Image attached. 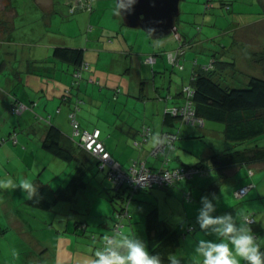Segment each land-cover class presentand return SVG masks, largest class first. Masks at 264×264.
I'll use <instances>...</instances> for the list:
<instances>
[{
  "label": "rangeland",
  "instance_id": "obj_1",
  "mask_svg": "<svg viewBox=\"0 0 264 264\" xmlns=\"http://www.w3.org/2000/svg\"><path fill=\"white\" fill-rule=\"evenodd\" d=\"M3 1L1 0L0 4L1 2L3 4ZM68 1L71 2V0H56V17L51 18L43 8V5L46 6L44 0H13V6L19 13L17 16H14L13 22L15 27L12 30L6 28L0 32V36L3 39L12 38L14 42L0 43V58L9 59L10 56H13V61H15L21 51H27L28 49L30 51L28 54L32 57V61L26 64L27 69L22 72L23 74L21 76L11 71L0 72L3 76V78H0V122L3 124L0 125V177L11 175L17 180L29 179L31 181V179H34L32 178L33 175L28 177L25 173L15 171V167L23 168L24 165L27 167L26 162H28L34 168L35 161L25 156L21 157L14 152L5 151V148L8 142L11 144L17 143L18 140L15 141L13 137L15 132H17V136L18 134L20 136L27 134L34 139L38 134H41V130H43L47 123L40 119L37 113L41 116L43 115L42 117L46 120L49 119V114L53 115L54 109L44 110L43 103L47 101L51 104L50 99H55L61 93V89L56 87L57 84L62 83L64 86L67 85L68 88L73 87L77 91V82L74 83V81L79 80V83L81 82L79 91L83 94L84 100L87 102V99L93 96L95 100L92 101L91 105L88 103L90 105L89 115H86V113L83 114L86 102L80 111V114L87 119V123H96L97 121L115 129L114 126L116 125L114 123L118 119V123L121 122V119L124 120L126 118L135 119L136 121L137 115L140 123L142 124L143 122L141 111L138 114L137 111H132L131 109L123 111L120 104H118V98L114 96L116 90L120 88L121 93L119 92L118 95L122 97V92L126 87L129 84L133 86L137 82V79L132 77L133 82L130 81L129 83L128 80L130 79L127 76L124 78L126 80H123L121 75L118 74V70H124L128 63L132 65V59L133 61L137 59L134 53L135 51L139 53L140 57L145 56L144 59L146 61L149 54H142L143 51L138 50L143 45L145 48L150 49H152V46L147 45L138 37L137 43L133 47L128 45L127 40L124 41L126 46L123 47V50L126 51L122 55H108L103 51L102 56L98 57V54L93 55V50H86L89 53L87 61L90 67L84 70V75L81 78L75 76L73 65L53 56L54 47L81 46V48H87L89 46L88 44L93 46L97 44V42L92 41L94 40L91 37L93 31L97 36L108 32V30L120 31L123 34L124 32L126 33V29L129 32H136L140 29L126 27L127 25L124 24L125 22L121 14L119 15L115 11L117 8L116 0H92V9L80 5L78 7L75 6V11L71 10L73 4H69ZM205 1L181 0L180 16L176 27L180 29L183 35V31H185L191 39H200L201 35L206 33L207 35L214 36L215 42L213 43L217 42L216 44L220 45L225 41L231 48V52L234 54L237 53L240 56L241 65L247 69L241 75L242 80H248L249 76L264 77V51L259 56H253L257 58L256 61H251L246 56L248 51L244 49L247 40H243V38H249L255 45L256 43L251 40L253 39L251 37H254V34L256 35L258 33L259 37L257 41L262 43L263 47L264 21L260 24L257 33L255 26L251 29L244 22L252 20L253 18H255L254 21L256 18H259L260 21L264 19V0H226L232 3V10L230 11L224 10L221 6V1L223 0H216L215 7L211 9H206V5L203 4ZM25 7L27 9H20ZM4 18L8 19V17L0 13V19ZM199 24L203 25V29L205 28L204 31L203 29L200 31L197 29ZM145 33L147 32L145 31ZM122 37H124V34ZM164 38H173V33ZM104 40L110 43L111 38L104 37ZM96 48L102 50L103 45L100 46L98 44ZM20 57L21 54H19ZM36 57H41L43 59L42 62L34 61ZM56 61L57 70L55 71H45L35 67V65L55 66ZM112 69L116 72V75ZM109 70L112 71L113 76L108 77ZM175 72L178 73V70ZM86 73H89V77H86ZM96 73L100 76H96ZM11 74L15 82L12 79L14 84L5 86L7 75L10 76ZM125 74L122 73L123 76ZM127 75L131 76V73ZM91 78L95 80H90ZM242 83L243 81H241L240 85ZM65 89L66 87L63 90ZM133 89H138V87L133 86ZM42 90L49 91L48 97H45L44 91ZM93 92L95 94L99 93V97L94 96ZM131 94L136 95L134 92ZM15 98L20 100L19 102L21 104H19V107L25 105V108L12 112L10 107L15 104ZM35 100L39 104L35 108H31ZM133 100L138 101L137 98ZM26 105L29 106V109L24 111L27 108ZM5 119L7 120V125L4 126ZM211 123L217 125L215 127L220 129L219 123ZM27 124H30V126H27ZM187 127L188 125H184V128L179 132L180 139L178 140L181 144V146L179 145L181 150L185 149L191 157L187 156L189 161L186 162L192 164L203 159L205 165L212 168L209 158L203 154L204 144L211 146L216 144L215 142L218 140L221 141L217 135L219 133L218 130H215L212 136L203 134L200 130L196 135L187 136L190 134L185 130ZM28 128H30L29 132ZM92 128L94 126H89L87 129L91 130ZM182 138L188 142L186 145L181 142ZM257 142L264 145V135L260 136ZM244 145L248 144H243L241 147ZM239 146H231L227 149L240 148ZM193 150L196 152L194 155H197L195 157L192 156ZM46 153H48V158L45 159L44 167L37 171L35 169L34 174L36 176L40 175L39 178L41 180L50 182L53 187L66 184V178L72 176L74 172L75 162H67L56 156H51L49 152ZM88 165L89 168L82 177L86 183L85 187H80L72 200H61L49 210L31 206L20 188L11 191L0 190V264H37L40 261H43V264H91L93 259L91 250L96 247H101L104 238L114 233L111 229V224L115 222L116 209L123 205L122 197H125L128 192L125 187H122L120 189L121 195H119L116 186L106 177L105 172L98 170L93 160ZM263 166L264 163L258 166H251L256 169L257 184L256 188L246 198L239 199L234 196V188H236L234 186L236 184L229 177L220 183L215 181L210 186H204L206 190L205 195L215 192L221 197L217 215L230 212L234 217L236 216L239 220H243L246 216L253 214L256 217L257 223L254 225L249 224L251 229L259 228L258 224L260 223L262 225L261 227L264 228ZM211 170L214 173V169ZM199 177L197 176L196 179ZM189 180L193 181L195 179ZM179 188L182 190V187ZM196 195L197 193L194 191V200L190 202L186 201L183 195L179 197V201L173 198L167 200L163 194L159 198H155L154 189H142L135 194L130 206L133 213L132 221L129 223L125 221V225L120 233L129 235L137 234L148 246L145 216L150 211V208L155 207L157 204L161 205L166 215L180 217L185 221L186 225L189 224L188 226L193 225L195 227L193 231L187 232L186 237H194L198 232L204 233L196 223L197 210L187 213L185 209L186 207L189 211V206L195 203L200 204L201 197L199 194L197 197ZM172 204L178 207L175 213L172 212ZM21 214H25L26 219L31 221L34 228L32 237L43 239L45 246L49 247L51 256L47 255L46 259H43L40 254L31 253L25 256V253L21 252L23 249H19L18 244L15 242V237H21V235L15 227V222H13L14 219L20 218ZM80 222H87L89 224L87 231L82 226H78ZM258 233L260 235L257 242H259L261 250L264 251V234L263 232ZM92 234L96 235V238L92 237ZM213 238L203 235L199 239ZM185 240L186 238L183 237L182 245L174 252L177 256L187 257L190 254L187 248L193 243L191 242L192 239L189 240L190 242L187 245L184 244ZM27 245L29 248L32 246L31 243H27ZM241 264H244V262L241 261Z\"/></svg>",
  "mask_w": 264,
  "mask_h": 264
},
{
  "label": "crops",
  "instance_id": "obj_2",
  "mask_svg": "<svg viewBox=\"0 0 264 264\" xmlns=\"http://www.w3.org/2000/svg\"><path fill=\"white\" fill-rule=\"evenodd\" d=\"M44 3L46 4V6L43 5L44 6L43 8L46 10V14L48 16H50L51 18L56 17L55 16L56 3H57L56 0H44ZM20 9H27V7L20 8ZM31 9H33V8H31ZM0 13H2L3 16L8 17V19H5V18L0 19V32L4 31L6 28L8 30L14 29V27H15L14 22H13L14 16L15 15L17 16L19 13H18L17 9H15V7L13 6V0H4L3 4L1 2ZM254 19L255 18H253L252 20H249L247 22H244V24L251 27V29H253L255 26V28H256L255 31L257 33V30H258L260 24L264 21V19L262 21H260L259 18H256L255 21H254ZM126 27L130 28V29H140V30L136 31V32H131V31L129 32V30L126 29V33L129 32V34L126 35V33L124 32L123 33L124 37H122L123 34L120 31L108 30V32H104L102 35H97V36L93 31L91 37H93L94 40H92V41L97 42V44L95 46L88 44L89 46L87 48H84L85 49L84 58H85V61H87V57H88L89 53L86 52V50H93V55L98 54V57L102 56L103 51L108 55L109 54L110 55H112V54L122 55L126 51V50H123V47L126 46L124 41L127 40L128 45L130 47H133V45H135L137 43L138 37H140L142 39V41L144 43H146L147 45L152 46V49H150V48H145V46L143 45L139 48L140 50H138V51H143L142 54L144 53L145 55L155 54L157 57L156 60H154L153 62L145 61V59H144L145 56L140 57L139 53L137 51H135L134 53L136 54L137 59L135 61H133V59H132V65H129V63H128L124 70H118V74L121 75L123 80H126V79H124V78H126V76H127V78L130 79V80H128L129 83H130V81L133 82L132 77L136 78L137 82L133 86L138 87V89H133V86H131V84H129L126 87V89L122 92V97H119V95L117 93H115V96H114L115 98H118V104H120L121 109L123 111L131 109L132 111L133 110L137 111V114L141 111L142 112L141 116L143 118L142 124L139 121L138 115L136 116V121H135V119L126 118L124 120L121 119V122L118 123V121H119V119H118L114 123L116 125V126H114L115 129H112L110 126L104 125V123L97 122V121H96V123H87V119L80 114V111L83 108V104L86 102L84 100L85 98H84L83 94H81V92L79 91L81 82L79 84H77V87H78L77 91H75L73 87L68 88L67 85L64 86L62 83L57 84L56 87H59L61 89V93L58 94V97L55 98L56 100L50 99L51 104L48 103L47 101H44V103H43L44 110L47 111L50 108L54 109L53 115L49 114L48 115L49 119L46 120L42 117L43 115L41 116L40 114L37 113V115L40 117V119L44 120L47 123L45 125V127L43 128V130H41V134L40 135L38 134L35 139L32 138L31 136L27 135V134L21 135V136L18 134L17 143L16 144L12 143L13 144L12 145L10 142L7 141L8 143L6 144V148H5V151L14 152V153L20 155L21 157L25 156V157L31 158V159H33V161H35L34 168H33V165H29L28 162H26L27 167H25V165L23 168L15 167V171H18L20 173H25V175H27L28 177L30 175H33L32 178H34L35 180L31 179V181L35 182L38 185V187L44 183L50 184V182H44L43 180H41V178H39L40 175L36 176L34 174V171H35V169L37 171V170L43 168L45 165V159L48 158L47 157L48 153H46L47 151L43 148L42 142H43L44 136L47 133L48 128L51 124L57 125L62 130V132L64 133V142L66 144H76V145L80 146V148H83L79 144L80 143V137H79V135L74 134L73 127H72V125L69 121V117H68V113L70 111L71 104L73 103V101L77 100V98L83 99V101H84L81 109L78 112V117H79V120L81 123L82 130H84V129L90 130V129H87L89 126H94V128H92L91 130H93L95 128H99L101 130L102 140L105 142L108 149L111 151V153H112L113 157L116 159L117 163L123 167H126V166L130 165L131 163H133V160H139V161H146V164L152 168H154V167H160L161 168L165 164V162L167 161V160H164L165 159L164 155H159L158 157H154L151 155V149L156 144V142L158 140L159 133L162 131L180 132L184 128V125H188V127L185 128V130L187 132H189L190 134H188L187 136L196 135V133L199 132V130L203 134H208V135L212 136L213 132L215 130H218L219 133L217 135L219 136L221 141L218 140L217 142H215L216 144H213L211 146H207L204 144L205 148H204L203 154L206 155L208 158L210 157V155L215 150H222L225 147L229 146L230 142L228 143V141L225 138V124L223 122L204 120V121H202V123L192 124V123H182L179 120H175V124L170 125V124L166 123V121H165V113H166L168 107L180 103L181 100L179 97H177L176 92H177L178 88L181 87L182 84L190 81L191 73L193 70V62H192L193 58L197 57L199 60V63L203 65V64H206L210 61L213 54H216L217 56H219V59L221 61H223V64L220 66L221 67L220 73L218 74L220 77H222L223 75H226V72L230 73V66H227L228 64H226V62H230V63L234 64V66H236V68H237V72H240L241 75L243 72H246L247 69L241 65L240 56L237 53L234 54L233 52H231L232 51L231 48L226 44L225 41H224L225 43L222 42L220 45L216 44L217 42L213 43V42H215L213 35L210 36V35H207L206 33L203 35L200 34L201 35L200 39H191L188 36L187 39H189L191 42H193L192 45L190 44V47L188 48V51H187V53H188L187 58L188 59L185 61V68L183 70H178V73H176L175 72L176 70L175 71L172 70V66L170 65V63L168 61V57L166 55V52L181 44L182 40H179V38L177 37L179 34L177 35L176 33H173V38H164V37L154 38V37L150 36V34L145 33V31L141 28H132L129 26H126ZM183 27L187 28L186 26H183ZM243 27H245V26H243ZM204 29H203V31H204ZM8 30H6V31H8ZM141 30H143L144 32ZM183 32L185 33L186 36L188 35V34H186L185 31H183ZM104 37H110L111 38L110 43H108L106 40H104ZM258 37H259V34L257 33L256 35L254 34V37H251L253 39L250 38L254 43H256L255 45L249 40V38H243V40H247V44L245 45L244 49H245V51H248L246 56L249 57L251 61H256L257 58H255V57L259 56L264 51V45L262 47V43H259L257 41ZM150 38H152L151 41H150ZM2 42L14 43L12 38H9V39L4 38L3 39V37L0 36V43H2ZM25 44H27V43L25 42ZM98 44L100 46L103 45L102 50H99V48H96V46ZM29 52H30L29 49L27 51L26 50L21 51V53H19V54H21V57L19 58V54H18L15 61H13V56H10L9 59L0 58V72L11 71L12 73L20 74V76H21L23 74L22 72H24L27 69L26 64L28 62L32 61V57L28 54ZM9 54H11V53H9ZM202 55H204V56H202ZM253 56H255V57H253ZM34 59H35L34 61H39V62H42V60H43L41 57H36ZM204 59H206V60H204ZM69 64H71V63H69ZM71 65H73V64H71ZM56 66H57V61L55 63V66H38V65L36 66L35 65V67L41 68V70H45V71H51V70L55 71V70H57ZM74 71H75V66H74ZM112 71L116 75V72L113 69H112ZM112 71L111 70L108 71V77L113 76ZM122 73H126V74L123 76ZM129 73H131V76L127 75ZM83 75H84V73H83ZM85 75H86V77H89V73H86ZM96 76H100V75H98L96 73ZM0 78H3L2 74H0ZM12 79L14 80V77L12 74L10 76L7 75V78L5 79V86L13 85L15 80L13 82ZM92 79L93 78H91L90 80H92ZM93 80H95V79H93ZM174 85L176 86L175 88H174ZM64 87H66L65 90H63ZM48 88H49V85H48ZM68 89H70V93H68L67 97L65 96L63 98V95L66 93V90H68ZM42 91H44L45 97H48L49 91H46V90H42ZM120 91H121V89H120ZM54 92H56V90H54ZM132 92L136 93V95L131 94ZM93 95L99 97V93L95 94L93 92ZM136 98L138 99L137 102L133 100ZM15 99H17V98H15ZM94 100L95 99L93 98V96H91V98L87 99L86 105L84 104L85 107L83 109V112H84L83 114L86 113V115L87 114L89 115L90 105H91L92 101H94ZM17 101L19 102L20 100L17 99ZM35 101L33 102L31 108H35L39 104V102L37 100H35ZM58 108L60 109L59 112H57ZM10 109L12 110L11 107H10ZM27 109H29V106H27V108L24 111H26ZM6 121L7 120L5 119L4 126L7 125ZM211 122L219 123L220 129L215 127L217 125H215ZM8 123H9V121H8ZM145 123L152 126L153 133H152L149 141L144 143L142 145V147H141V145L137 146V145H135L134 140L140 138V129L142 128V126ZM0 125H3L2 122H0ZM27 126H30V124H27ZM196 126H198V127H196ZM29 131H30V128H28V132ZM181 142L184 143V145H186V143H188L187 141H184L183 138H182ZM179 145L181 146L179 141H177L176 149L173 150L172 152H170V154H169L168 158H169V164L170 165H179V164H189L190 163V162H188V163L186 162V161H189L187 159V156L190 157L188 152L185 149L181 150V147ZM195 153L196 152L193 150L192 156H194V157L197 156V155H194ZM50 155L54 156L51 153H50ZM78 158H79V160L75 159L73 161V162H75L74 172H73L72 176H69V178H66V180H67V182H65L66 184L74 176L76 170L78 169V167H80V165H82L81 166V169H83L82 171H84V173H86L88 168H89L88 164L92 160L95 161V159L92 157V155H90L87 151H84V150L82 151V149H79V148H78ZM196 163H198V161L194 162L192 164H189V165H193ZM261 164H263V162L253 164V165L258 166ZM251 166L252 165L235 166V167H231V168L226 169L224 172L225 176L222 179V181L225 180L227 177H229V179H233L232 181H234V183L236 184L234 186V187H236V188H234V196L239 198V199L240 198H246L249 194H251V191H253L256 188V184H257L256 183V177H257L256 169L254 167H251ZM208 168H209V166H208ZM211 169L209 170L210 172L208 175H202V176L197 175L200 177L198 179H196L197 176H195L194 178H192V179H195L193 181H190V180L181 181V182H178V183L172 185L170 188H155L156 190L154 189V197L159 198L163 194L166 196L167 200L173 198V199H177L179 201V199H180L179 197H181L183 195V198H184L187 193H191V195L193 197L194 191L197 193L196 197L198 196V194L201 197V196L205 195V192H206L204 186H210V184H213L219 178L218 172H216L214 170V173H212ZM263 169H264V166H263ZM209 178H211V179H209ZM66 184H60L59 186H64ZM59 186H57V187H59ZM242 186H250V187H249L248 192L243 197H239L236 195V191ZM179 187H182V190ZM195 187H196V189H195ZM193 200H194V198H193ZM155 206L158 208L160 217L166 223H168V225H170L173 228H178L181 231L187 230V227H189L188 226L189 224L186 225L184 220L180 221L177 219V217H174L173 215L172 216H170L169 214L166 215L164 213V211L162 210L161 205H159V204H157ZM172 206H173L172 212L175 213L176 209L178 207L175 204H172L171 208H172ZM199 206H200V204L195 203V204L189 206V211H188V208L185 207V209L188 213L190 211H196L199 208ZM17 221H18V223H17ZM13 222H15V227H16L18 233L21 235V237L20 236H17V238L15 237V242H16V244H18L19 249H23V251H21V252L22 253L24 252L25 256H28L31 253L32 254H35V253L40 254L41 258H43V259H46L47 255L51 256V252L49 251V247L45 246L44 240L43 239H36V238L32 237V235H33L32 231L34 228L31 224V221H29V219H26L25 214H21L20 218L14 219ZM112 224H111V226H112ZM86 228H88L87 225H86ZM258 229L259 228H254L252 230L253 233L256 234L257 233L256 231ZM203 235H206V234L202 233V232H198L195 234L194 237H188V236L186 237L185 236L186 240L184 241V244L187 245L188 242H190L189 241L190 239H192L191 242L195 243V241ZM208 237H210V236H208ZM27 243H31V245H32L31 248H29ZM193 243H191L190 246L187 248V250H189L190 253H192V250H193V247H192ZM42 262L43 261H40L37 264H43ZM28 264H34V263H28Z\"/></svg>",
  "mask_w": 264,
  "mask_h": 264
},
{
  "label": "trees",
  "instance_id": "obj_3",
  "mask_svg": "<svg viewBox=\"0 0 264 264\" xmlns=\"http://www.w3.org/2000/svg\"><path fill=\"white\" fill-rule=\"evenodd\" d=\"M215 2L216 0H206L203 4L206 5V9H211L215 7ZM69 4H73L71 7L74 6L78 7L82 5L79 2V0H71ZM231 4H232L231 2L226 0L221 1V6L223 7L224 10L227 11L232 10ZM92 8H93V3H91V9ZM177 24H178V20H177ZM197 29L199 31L202 30L203 25L199 24L197 26ZM177 32L179 34L177 37L179 38V40H182L181 44L166 52L168 61L172 66L173 71L183 70L185 68V61L188 59L187 51L188 48L190 47V44L192 45L193 43L189 39H187L188 35L186 36L185 33L183 35V33L180 31L179 28H177ZM177 49L182 50V52L179 53L176 56L175 60L173 61L172 59H170L169 53L176 51ZM84 55H85V49L81 48V46L80 47L56 46L54 47L53 50L54 57L73 64L75 66L74 73H76L77 71H81L82 76L84 70L90 67L89 63L85 61ZM152 55L156 60L157 58L156 55L155 54ZM192 62H193V70L191 73L190 81L182 84L181 87L178 88L176 92L177 97H179L181 101L180 103L172 105L167 108V111L165 113V121L170 125H174L175 120H179L182 123H188L183 121L182 116L180 114H174L172 112L173 108H180L186 102L185 100L186 96L184 91H185V87L188 86L192 90L190 100L192 101V104L194 106L196 116L201 118L202 121L211 120V121L223 122L225 124V138L228 141V143L230 142L231 144V145L229 144L228 147L231 146L237 147L238 145H240L239 146L240 148H234V149L231 148L232 150H228L227 149L228 147H225L222 150H215L210 155L209 160L211 162V167L216 172H218L219 178L217 180V183H220L225 176L224 173L225 170L228 168L241 166V165L248 166L262 162L264 163V145L257 142L258 138L264 135V77L249 76L248 80H242L243 78L241 77V73L237 72L236 66H234V64L230 62H226V64H228L227 66H230V73L226 72V75L220 77L218 74L220 73V69H221L220 66L223 64V61H221L219 59V56H217L216 54H213L210 61L206 64L203 65L200 64L197 57L193 58ZM87 64L88 67H86ZM241 81H243L242 85H240ZM119 92L120 89L116 90L117 94ZM65 96L66 97L68 96L67 92L63 95V98ZM14 101L17 100L15 99ZM83 102L84 101L81 102V107ZM17 103L19 102L18 101L15 102V104ZM59 111L60 109L58 108L57 112ZM68 117H69V113H68ZM69 121H70V117H69ZM80 127H81V123H80ZM146 128H150V134L145 139L146 136L144 135V131ZM95 129H99V128H95ZM163 132L165 131L159 133L158 140L151 149L152 156L158 157L159 155H164V157L167 160L166 165L169 168H174L176 166H181L185 168L194 166V167L207 169L208 171L211 169L210 167L208 168V166L205 165L203 159L193 165L169 164V158H168L169 154L170 152L176 149V143L180 138L179 132L177 131H168L178 134L177 139L174 141V146L169 147L165 152H157V154H154L153 150L156 149L160 141L161 134ZM152 133H153L152 126L145 123L140 129V138L134 140L135 145L137 146L141 145L142 147L144 143L149 141ZM100 139L102 140L101 130H100ZM136 141H139V144H136ZM102 142L108 149L105 142L103 140ZM243 144H248V145H244L243 147H241V145ZM42 146L47 152L67 162H73L75 159L79 160L78 148L82 149V151L83 150L87 151L95 159V161L93 160V162L94 165L98 168V170L105 172L106 177L116 186V188L119 191V195H121L120 189L122 187H125V189H127L128 192L127 195L125 197L121 196L123 200V205H121L119 208L116 209L115 221L118 220L117 213L124 211L125 209H128L129 213L131 214V218L130 217L122 218L121 222L123 225L119 229H116L115 224H112L111 229L113 230L114 233L110 234L109 236L117 235L120 232H122V228L125 225V221L128 223L132 221L131 219L133 218V213L130 206L134 200L135 194L138 191L142 189L148 190L155 188H170L172 186V185L164 186V187H160L157 185L147 186L136 192L135 191L132 192L131 188L126 183H122V184L115 183L112 179H110V169L108 166L102 167L101 161L90 151L85 149L83 145H81L83 148H80V146L76 144H66L64 142V133L55 124H51L49 126L48 131L44 136ZM109 152L111 153L110 150ZM81 166L82 165L78 167L74 176L70 179V181L66 185L55 188L49 183H44L38 187L37 196L31 200L27 199V202L33 207H39L42 209L49 210L52 209L61 200H68V201L72 200L74 195L76 194V191L80 187H85L86 185L85 181L82 178L84 171H82L83 169H81ZM146 166L154 172L160 169L158 167L152 168L147 164ZM197 175L200 174H196L190 178H186L182 180H189ZM180 181L181 180L177 181L176 183ZM188 196L189 199L187 198ZM184 198L188 202L193 200L191 193H187ZM126 203H129L128 207H126L125 205ZM251 215L253 216V214ZM145 223H146V233H147L149 251L154 254L155 253L160 254L161 257L164 259L165 264H167L168 254L174 253L179 248V246L182 245L183 237L187 235V232H191L195 229L193 225L187 227V230L185 231H181L178 228L171 227L160 217L158 208L156 206L151 208L150 211L146 213ZM256 223L257 220L256 217H254V221L250 224L254 225ZM86 225L89 226L87 222H80L78 224V226H82V228L87 231L88 228H86ZM258 226L259 229L256 231L257 233L254 234L257 239L259 238L260 235V233L258 232H263L264 234V228L261 227L262 226L261 223L258 224ZM190 227L193 228L190 229ZM92 235H93L92 237L96 238L95 237L96 235L94 234Z\"/></svg>",
  "mask_w": 264,
  "mask_h": 264
},
{
  "label": "clouds",
  "instance_id": "obj_4",
  "mask_svg": "<svg viewBox=\"0 0 264 264\" xmlns=\"http://www.w3.org/2000/svg\"><path fill=\"white\" fill-rule=\"evenodd\" d=\"M136 0H117L115 11L131 10ZM20 188L26 199L38 194V185L29 179L17 180L8 175L0 177V190ZM221 197L215 192L200 198L196 223L199 229L213 239L195 241L192 253L187 257L169 253L167 264H264V251L257 243L247 217L239 220L230 212L217 215ZM182 221V218L177 217ZM239 221V222H237ZM91 264H165L158 253L149 251L146 242L137 234L120 233L106 236L103 245L91 250Z\"/></svg>",
  "mask_w": 264,
  "mask_h": 264
},
{
  "label": "built area",
  "instance_id": "obj_5",
  "mask_svg": "<svg viewBox=\"0 0 264 264\" xmlns=\"http://www.w3.org/2000/svg\"><path fill=\"white\" fill-rule=\"evenodd\" d=\"M79 2L84 5L87 8H91L92 0H79ZM71 10H75V6L71 7ZM178 35V32L176 33ZM182 50H176L169 53L170 59L173 61L175 60L176 56L181 53ZM155 60L153 55H149L147 57L148 62H153ZM88 67V64L86 65ZM75 76L82 77V72L77 71L75 73ZM79 83L78 80H75L74 83ZM67 93H70V89L66 91ZM185 96H186V102L181 106L180 108H173L172 112L174 114H180L182 116L183 121L197 124L202 123V119L197 117L195 114V109L192 104V101L190 100V96L192 93L191 88L188 86L185 87ZM83 99H77L75 102H73L71 106V110L69 112V117L71 124L73 126V132L75 135H79L80 137V143L90 151L93 155H95L102 164V167L108 166L110 169V179H112L117 184L126 183L130 188L132 192H136L142 188H145L147 186H169L174 185L177 181L190 178L196 174L200 175H208L209 171L204 168L199 167H181L176 166L174 168L167 167L165 162L164 166L160 168L158 171L154 172L150 170L147 166L145 161H133L130 165L123 167L120 166L117 161L114 159L112 154L109 152V150L106 148L102 140L100 139V130L94 129L92 131L89 130H82L80 127L79 119H78V111L81 108V102ZM20 102L12 106V111H20L25 108V105H21L19 107ZM150 134V128H146L144 131V135L147 136ZM15 141H17V132L13 135ZM178 134L173 132L165 131L161 134L160 141L156 147V149L153 150L154 154H157V152H165L169 147L174 146V141L177 139ZM136 144H139V141H136ZM166 160V158H165ZM250 186H242L236 191V195L239 197H243L249 190ZM131 198V197H130ZM129 198V199H130ZM189 199V196L187 197ZM129 203H126V207H128ZM118 220L115 221V228L119 229L122 227L121 219L124 217H130L131 214L129 213L128 209H125L124 211H121L117 213ZM250 223L254 221V217L250 214L246 216ZM193 227H190L192 229Z\"/></svg>",
  "mask_w": 264,
  "mask_h": 264
},
{
  "label": "water",
  "instance_id": "obj_6",
  "mask_svg": "<svg viewBox=\"0 0 264 264\" xmlns=\"http://www.w3.org/2000/svg\"><path fill=\"white\" fill-rule=\"evenodd\" d=\"M117 1V0H116ZM181 0H136L131 10H121L125 24L141 28L154 38L177 33Z\"/></svg>",
  "mask_w": 264,
  "mask_h": 264
}]
</instances>
